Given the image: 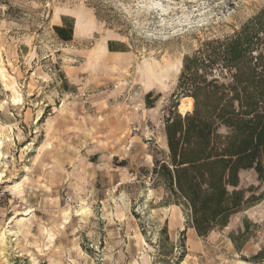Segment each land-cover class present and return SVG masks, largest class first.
I'll use <instances>...</instances> for the list:
<instances>
[{
    "label": "rangeland",
    "instance_id": "rangeland-1",
    "mask_svg": "<svg viewBox=\"0 0 264 264\" xmlns=\"http://www.w3.org/2000/svg\"><path fill=\"white\" fill-rule=\"evenodd\" d=\"M263 8L0 0V264H264V177L240 170L241 205L199 236L153 172L184 57L223 51ZM221 64L205 74L227 84Z\"/></svg>",
    "mask_w": 264,
    "mask_h": 264
},
{
    "label": "trees",
    "instance_id": "trees-1",
    "mask_svg": "<svg viewBox=\"0 0 264 264\" xmlns=\"http://www.w3.org/2000/svg\"><path fill=\"white\" fill-rule=\"evenodd\" d=\"M54 30L64 40L71 37V29ZM224 45L223 51L184 57L180 94L193 109L165 120L167 154L153 170L164 172L167 188L188 207L199 236L223 226L241 205L240 170L252 168L264 177V8ZM218 60L227 84L205 74Z\"/></svg>",
    "mask_w": 264,
    "mask_h": 264
},
{
    "label": "bare ground",
    "instance_id": "bare-ground-1",
    "mask_svg": "<svg viewBox=\"0 0 264 264\" xmlns=\"http://www.w3.org/2000/svg\"><path fill=\"white\" fill-rule=\"evenodd\" d=\"M81 28V20L78 17V21L76 23V29H80ZM180 112H184V111H189L192 110V102L188 97H182L181 98V103L179 105Z\"/></svg>",
    "mask_w": 264,
    "mask_h": 264
},
{
    "label": "water",
    "instance_id": "water-1",
    "mask_svg": "<svg viewBox=\"0 0 264 264\" xmlns=\"http://www.w3.org/2000/svg\"><path fill=\"white\" fill-rule=\"evenodd\" d=\"M180 105V104H179ZM179 105H178V108H179ZM187 112H189V111H184L183 113L182 112H180V110L178 109V113L180 114V115H184L185 113H187Z\"/></svg>",
    "mask_w": 264,
    "mask_h": 264
}]
</instances>
